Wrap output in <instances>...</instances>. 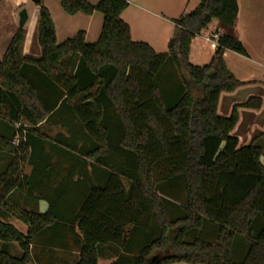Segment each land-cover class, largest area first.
Listing matches in <instances>:
<instances>
[{
    "label": "trees",
    "instance_id": "trees-1",
    "mask_svg": "<svg viewBox=\"0 0 264 264\" xmlns=\"http://www.w3.org/2000/svg\"><path fill=\"white\" fill-rule=\"evenodd\" d=\"M38 6L40 58L24 53L26 31L19 28L0 60V153L12 156L0 174V218L28 227L22 235L0 220V264H29L30 245L42 236L63 251L70 246L62 240L71 236L74 264L99 258L115 259L110 264H264L262 148L256 138L239 146L232 135L238 108L259 110L262 100L249 98L227 118L217 114L220 94L242 85L223 55L246 52L240 40L223 34L209 64L189 63L192 40L213 20L234 26L237 0H201L173 21L162 54L131 40L121 20L126 0H60L68 16H102L92 44L84 31L57 44L49 11ZM55 108L80 127L58 144L105 169L102 184L70 203L72 219L58 216L56 203L38 215L10 198L29 156L24 137ZM60 226L71 231L56 232ZM11 243L20 248L19 258L2 249Z\"/></svg>",
    "mask_w": 264,
    "mask_h": 264
},
{
    "label": "crops",
    "instance_id": "crops-1",
    "mask_svg": "<svg viewBox=\"0 0 264 264\" xmlns=\"http://www.w3.org/2000/svg\"><path fill=\"white\" fill-rule=\"evenodd\" d=\"M86 1L91 5H96L100 0ZM126 1L129 6L121 14V20L129 26L131 40L147 44L158 54L167 51V43L175 29L173 21L192 12L201 2V0ZM244 2H248V6L253 11L251 19L247 22H242L241 18ZM237 5L238 16L233 27H224L213 20L207 30L201 32L200 36L204 40L207 33L216 30L221 34H227L240 40L246 56L226 51L223 58L227 68L228 58H235V60L238 58L254 66L251 67L250 73L255 68L264 70V24L256 21L255 13V11L264 10V0H237ZM97 14L74 16L85 25L84 28L76 30L75 35L78 31H84L87 44L89 43L86 39L90 33L92 22L99 21V29H101L102 22ZM99 34L100 31L96 34L97 36L95 35L97 39ZM195 40L196 38L191 42L189 60L193 49L196 48ZM210 50L213 56L214 49L210 48ZM24 53L36 59L41 56L40 49L35 55L26 53L25 45ZM228 71L232 74L229 68ZM234 77L236 78V76ZM38 78L42 81L41 77L38 76ZM237 80L242 83L240 87L231 93L220 94L217 114L219 117L227 118L234 106L241 105L252 97L260 98L262 106L259 110L238 108L239 119L232 135L238 139L241 146L249 145L256 138L254 141L262 148L263 157L264 137H261L260 134L264 131V101L254 89L261 82L255 79ZM65 112H59L55 108L41 124L35 127V130H30L28 136L24 137V140L28 141L30 145L29 156L17 174L19 188L11 192L10 198L22 209L38 215H44L51 203H56L55 213L64 219H72L71 212L67 211V208H72L70 203L82 200L88 188L102 184L105 181V169L91 160L85 162L78 159L75 154L58 144L59 141L69 139L74 131L80 133L79 125L73 120V117ZM68 122H71L72 125L67 126ZM1 132L6 133L7 129L3 127ZM80 146L81 144H77L78 149ZM102 155L107 156V153L104 152ZM11 160L12 156L0 153V174L4 172ZM261 163L263 164L262 161ZM0 220L12 225L22 235H26L28 231L25 224L10 216L2 217ZM70 231L69 226L67 228L60 226L57 227L56 232L69 233ZM62 241L69 244L68 250L63 251L57 247L49 246L48 236L36 238L30 245L32 261L29 264H74L78 252L72 246V237L69 236ZM12 245H17V243H11ZM100 259H106L107 264L112 261L108 258H99L97 264Z\"/></svg>",
    "mask_w": 264,
    "mask_h": 264
},
{
    "label": "rangeland",
    "instance_id": "rangeland-1",
    "mask_svg": "<svg viewBox=\"0 0 264 264\" xmlns=\"http://www.w3.org/2000/svg\"><path fill=\"white\" fill-rule=\"evenodd\" d=\"M41 4L47 9L53 21L57 44H61L67 39H71L75 36L76 30L84 28V23L77 17L66 15L60 7V0H42ZM248 2H244L241 9L242 22L249 21L251 19L252 9L248 6ZM25 10L27 13V21L23 27L26 31L25 39V52L28 54H37L39 46L37 44V23L39 6L34 4L31 0H4L0 4V59L3 57L7 50L13 34L19 29V13ZM258 23L264 24V10L255 11ZM102 22V16L97 14ZM100 31L99 21L92 22L91 30L87 36V42L92 44L97 41L96 34ZM97 36V35H96ZM264 40V37H263ZM196 48L193 49L189 63L193 66L203 67L209 64L212 51L210 50V43L205 42L201 36H197L195 40ZM227 65L229 70L239 80H251L255 79L260 81L261 84L254 87L259 96L264 101V70L255 68L251 71V63L245 60L236 58H228ZM227 68V69H228ZM248 71V72H247ZM250 73V74H247ZM257 96V95H256ZM241 146V145H239ZM261 161L264 164V153L261 157ZM174 203L180 206V201H174ZM189 240V238H187ZM2 249L13 257L19 258L21 256V250L17 245L2 244ZM235 262H240L239 259L232 258ZM115 259H112L114 261ZM73 261V260H72ZM111 261V262H112ZM98 264H107L106 259H100ZM185 264V263H179Z\"/></svg>",
    "mask_w": 264,
    "mask_h": 264
},
{
    "label": "built area",
    "instance_id": "built-area-1",
    "mask_svg": "<svg viewBox=\"0 0 264 264\" xmlns=\"http://www.w3.org/2000/svg\"><path fill=\"white\" fill-rule=\"evenodd\" d=\"M223 34L219 33L216 30H212L209 33L206 34V36L204 37L205 42L210 43V48L215 50L216 47V41L218 39L219 36H221ZM13 144L17 145L18 144V137H16L13 140Z\"/></svg>",
    "mask_w": 264,
    "mask_h": 264
},
{
    "label": "water",
    "instance_id": "water-1",
    "mask_svg": "<svg viewBox=\"0 0 264 264\" xmlns=\"http://www.w3.org/2000/svg\"><path fill=\"white\" fill-rule=\"evenodd\" d=\"M34 4L38 5L41 0H31ZM27 13L25 10H22L20 13H19V28H23L26 21H27ZM153 262L155 261V259L152 260Z\"/></svg>",
    "mask_w": 264,
    "mask_h": 264
}]
</instances>
